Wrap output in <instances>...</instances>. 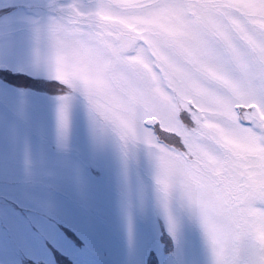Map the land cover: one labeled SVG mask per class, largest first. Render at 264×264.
Masks as SVG:
<instances>
[{"label": "snow or ice", "instance_id": "snow-or-ice-1", "mask_svg": "<svg viewBox=\"0 0 264 264\" xmlns=\"http://www.w3.org/2000/svg\"><path fill=\"white\" fill-rule=\"evenodd\" d=\"M0 264H264V0H0Z\"/></svg>", "mask_w": 264, "mask_h": 264}]
</instances>
